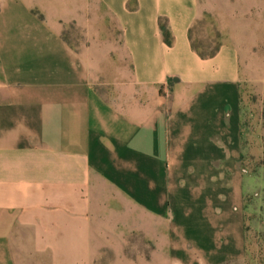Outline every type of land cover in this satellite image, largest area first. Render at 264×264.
<instances>
[{
    "label": "crops",
    "instance_id": "crops-1",
    "mask_svg": "<svg viewBox=\"0 0 264 264\" xmlns=\"http://www.w3.org/2000/svg\"><path fill=\"white\" fill-rule=\"evenodd\" d=\"M198 16V0H0V264H239L240 58L194 50Z\"/></svg>",
    "mask_w": 264,
    "mask_h": 264
},
{
    "label": "rangeland",
    "instance_id": "rangeland-1",
    "mask_svg": "<svg viewBox=\"0 0 264 264\" xmlns=\"http://www.w3.org/2000/svg\"><path fill=\"white\" fill-rule=\"evenodd\" d=\"M198 5L194 42L204 49L232 44L239 53L241 164L246 174V247L239 264H264V0H198ZM103 11L98 6V16ZM98 30H111L118 38L119 28L109 19L98 21ZM74 38L78 43L80 37Z\"/></svg>",
    "mask_w": 264,
    "mask_h": 264
},
{
    "label": "trees",
    "instance_id": "trees-1",
    "mask_svg": "<svg viewBox=\"0 0 264 264\" xmlns=\"http://www.w3.org/2000/svg\"><path fill=\"white\" fill-rule=\"evenodd\" d=\"M159 26H160V30L162 33L163 40L167 44L171 45L173 39H172L171 31L168 27L167 19L161 18L159 21ZM194 27H195V24L190 29V39H191L192 47L194 48V50L196 52H198L200 54V56L203 58H210V57L215 56L217 54V52L219 51L220 47L209 46V47H206V49H204V46L197 45L193 40Z\"/></svg>",
    "mask_w": 264,
    "mask_h": 264
}]
</instances>
